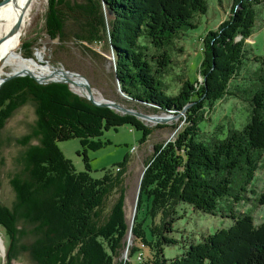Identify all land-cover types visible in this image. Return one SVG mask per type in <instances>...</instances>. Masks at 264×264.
I'll return each mask as SVG.
<instances>
[{"label": "trees", "instance_id": "16d2710c", "mask_svg": "<svg viewBox=\"0 0 264 264\" xmlns=\"http://www.w3.org/2000/svg\"><path fill=\"white\" fill-rule=\"evenodd\" d=\"M232 1L228 18L200 36V81L185 79L176 93H168L162 78L171 62L167 47L178 32L195 27V15L207 11L206 0H48L50 39L62 41L70 34L82 45L112 48V77L127 98L154 106V113L183 114L186 126L175 140L153 145L140 182V198L152 199L147 216H158L161 224L153 227L150 242L136 217L132 236L152 250V264H264V222L255 223L250 212L234 208L254 193L264 151V90H249V97L237 79L245 61L259 62L264 71V57L249 55L245 44L264 0ZM24 56L31 57V51ZM102 95L116 101L105 91ZM228 95L248 101L247 121L239 129L229 124L223 138L214 133L202 140L198 122L205 109ZM28 103L34 105L36 120L23 143L31 138L36 143L22 152V169L9 178L11 205L0 201L5 264L21 254L32 264H144L131 261L138 246L129 249V260L121 259L129 232L124 205L130 156L115 170L103 169L97 179L89 175L88 152L110 143L100 139L106 130L129 125L142 132L143 143L152 127L134 115L94 105L66 84L40 85L25 76L0 87V128L12 111ZM75 138L82 172L56 146ZM255 199L264 204V193ZM180 204L231 222L195 243L185 237L181 243L173 236ZM167 246L180 251L167 258Z\"/></svg>", "mask_w": 264, "mask_h": 264}, {"label": "rangeland", "instance_id": "374dc122", "mask_svg": "<svg viewBox=\"0 0 264 264\" xmlns=\"http://www.w3.org/2000/svg\"><path fill=\"white\" fill-rule=\"evenodd\" d=\"M72 1L78 3L86 2V0ZM206 2L207 11L205 13L196 14L193 19L195 27L184 28L182 31L178 32V35L173 36L172 41L167 47L171 62L162 78L164 80V88L168 89V93H176L182 81L185 79L191 82L200 81V36L209 29H215L220 22L228 18L233 1L206 0ZM1 3H4V0H0V4ZM16 8H18V6ZM256 8L257 16L252 34L245 40V44L249 55L264 57V3L258 5ZM47 10L48 0H31L27 12L25 13V18L17 34L13 35L11 38L9 45L3 42L5 37L0 34V46H2L0 50L7 51L10 45H15L12 50L14 54L20 52L23 58H29L27 61L18 59V64L31 67L36 74L42 72L50 73L58 71L59 69H64L68 74L67 77L63 75L61 79L49 77L50 79L40 80L34 74L31 73L33 75L31 76L28 74L29 72H25L18 73L21 75L12 77L9 80L16 77L27 76L40 85L63 83L66 84L68 89L73 93L83 98L90 97L81 90L82 88L73 86V82H70L71 80L69 77V75H73L80 80L83 79L84 81L81 80L82 83L87 80L90 91H97L96 94L98 97L101 96L105 102L106 100L114 101L124 108L146 115H172V118L165 123H158L149 118H141L140 120H142L145 125L152 127L151 134L143 143L140 142L142 136L141 131H137L129 125H123L116 129L104 131L100 139L107 140L110 143L98 150L88 152L89 175L97 179L103 176V169L112 168L115 170L116 163L121 162L125 155L130 156L127 166V188L124 205L125 214L129 223V232L121 259H123V261L129 260L127 256L129 254V249L133 246H138L140 250L131 261L147 264L148 260H150L151 263L154 259L152 250L143 243V245L137 244V242L133 240L132 227L134 219L137 217L138 221H141L143 224L147 240L152 242L150 232L154 233L152 229L154 226L157 227L161 224V219H159L158 216L152 219L147 216L152 199L146 197L140 198V182L146 169V163L153 153V145L155 143H166L175 140L178 133L186 126L183 114L180 113L178 116L173 117L175 114L163 111L154 113L150 109V107L154 106L146 102L127 98L126 95L121 92L117 81L112 77V73L116 69L112 48H107L101 43L82 45L72 38L70 34L65 36L66 39L62 41L59 39H50L45 29ZM237 39L240 38L238 37ZM29 50L31 51V57H25L24 55H27ZM10 69L11 67L9 65L2 67L3 73L0 74V76L5 78V72ZM71 71L84 76L86 80L79 75L72 74ZM239 74L240 76L237 77L238 82H242L247 95L250 94L249 90L254 91L257 88H263L264 90V81L261 80V77H264V71L261 69L259 62L253 63L252 61H245L244 66L242 65L240 68ZM3 79L1 80L3 81ZM64 79H67L68 82L64 81ZM103 91L110 97H114L116 101L102 95ZM93 100L95 102L104 103L103 100L96 101L94 98ZM249 108L248 101L243 98L238 99L230 95L224 97L216 102L210 110L205 109L206 113L203 114V119L198 122L202 131L199 136L205 141L209 140L211 136H214V133L218 138H223L227 133L229 124H231L233 128H241L247 121ZM110 109H113L121 115L129 114L117 110L116 108ZM35 120L34 105L28 103L12 111L0 128V201L6 206H10L14 198L12 188L9 185V178L15 171H20L22 169L20 165V156L22 152H25L31 144L36 143L34 138L23 143L25 141L23 138L32 132ZM156 124L165 126H163L164 128H156ZM172 125L176 127L173 128ZM56 146L63 156L70 160L76 172L86 170L82 157L77 155V151L81 149L77 138L57 142ZM260 158V167L256 172L251 186V188L254 189V193H248L247 195L250 199L244 200L234 207L238 211L250 212V214L253 215L255 223L264 222V204L259 205L255 199L259 197L261 193H264V151L261 152ZM177 211L180 217L175 221L173 236L181 243L182 237L188 238L191 242L195 243L201 239L203 234L212 233L217 228L227 227L231 222L229 218H222L219 214L212 216L203 212L194 211L190 206L185 204H180L177 207ZM0 243L2 245V250H0V264H5L7 256L6 240L3 239L1 233ZM179 251L180 247L178 246H167L164 249V255L167 258H172L179 253ZM140 252L142 254H139ZM140 259L142 260L140 261ZM11 264L32 263L28 260L26 255L21 254L16 257Z\"/></svg>", "mask_w": 264, "mask_h": 264}, {"label": "bare ground", "instance_id": "6f19581e", "mask_svg": "<svg viewBox=\"0 0 264 264\" xmlns=\"http://www.w3.org/2000/svg\"><path fill=\"white\" fill-rule=\"evenodd\" d=\"M25 2H26V0H14V1L13 0H4V3L0 4L1 5L0 6V34H2L5 37V39H3V42L6 45H9L11 38L13 37V35H15V34H10V31H11L12 27L14 26V24L16 23V21L18 20V18L20 16H22V21L25 18L26 12L23 13V15H22V9H23ZM13 4H15V5H13ZM17 6H18V8H16ZM7 18H9V19H7ZM5 19H7V20H5ZM14 46L10 45V48L7 51L6 50H3V51L0 50V74L3 73L2 67L7 66V65H9L11 67V69L9 71L5 72V77L12 75V74L25 73V72H29V73L34 74L40 80L50 79L49 77L61 79L63 75H65L67 77L68 74L65 72L64 69H59L58 71H54V72H50V73L42 72V73L36 74L32 70L31 67L22 66V65L18 64L17 63L18 59L23 60V61H27L29 58L28 59L23 58V56H22V54H20V52L14 54L12 52V50L14 49ZM0 47H2V46H0ZM69 77L71 80L70 82H73L72 83L73 86H76L78 88H82L81 90H83L86 94H88V96L94 98L96 101H102L103 100V98L101 96L98 97V95L96 94L97 91L91 90V93L88 92V90L85 86V82L84 83L81 82V80L84 81L83 79L80 80L78 77L73 76V75H69ZM3 78L4 77L0 76V85L2 82L1 79H3ZM151 116H157V115H150V117ZM149 119L152 120V118H149ZM0 250H2L1 243H0Z\"/></svg>", "mask_w": 264, "mask_h": 264}, {"label": "water", "instance_id": "95a60500", "mask_svg": "<svg viewBox=\"0 0 264 264\" xmlns=\"http://www.w3.org/2000/svg\"><path fill=\"white\" fill-rule=\"evenodd\" d=\"M30 1H31V0H26L25 4H24V6H23V9H22V15H23V13L27 12V8H28V6H29ZM21 23H22V16H20V17L18 18V20L16 21V23H15L14 26L12 27V29H11V31H10V34H16L17 31H18L19 28H20ZM71 72H72V71H71ZM28 74L31 75V76H33L31 73H28ZM72 74L79 75L80 77H82V78H84V79L86 80V78H85L84 76H82V75H80V74H78V73L72 72ZM19 75H21V74H18V75H12V76H7V77H5V78L3 79L2 83L5 82L6 80H9V79L12 78V77L19 76ZM52 81H53V80H52ZM58 81H60V80H58ZM61 81H62V80H61ZM64 81H67V82H68L67 79L64 80ZM2 83H1V85H2ZM1 85H0V86H1ZM85 86H86L88 92L91 93V91H90V86H89L87 80H86V82H85ZM85 98H86L88 101H90L91 103H93L94 105H97V106H100V107L116 108L117 110H121V111H123V112H125V113H129V114L135 115V116H136L137 118H139V119H141V118H148V117H149V118H152L153 120L157 121L158 123H165V122H167L170 118H172V115H168V116H167V115H165V116H158V115H157V116H151V117H150V115L142 114V113H140V112H136V111H134V110L124 108V107H122L121 105H119L118 103H116V102H114V101H110V100L107 101V100H106V102L101 103V102H95V101L93 100V98H91V97H85ZM178 115H179V114H176V115H174L173 117L178 116Z\"/></svg>", "mask_w": 264, "mask_h": 264}]
</instances>
